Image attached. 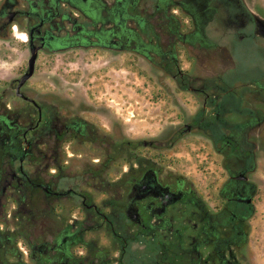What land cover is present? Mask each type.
<instances>
[{
    "label": "flooded vegetation",
    "instance_id": "flooded-vegetation-1",
    "mask_svg": "<svg viewBox=\"0 0 264 264\" xmlns=\"http://www.w3.org/2000/svg\"><path fill=\"white\" fill-rule=\"evenodd\" d=\"M19 35L37 60L144 61L173 80L159 87L173 119L133 142L78 100L19 87L26 69L2 86L0 264H248L264 65L236 56L264 60V0H0V38Z\"/></svg>",
    "mask_w": 264,
    "mask_h": 264
},
{
    "label": "rangeland",
    "instance_id": "rangeland-1",
    "mask_svg": "<svg viewBox=\"0 0 264 264\" xmlns=\"http://www.w3.org/2000/svg\"><path fill=\"white\" fill-rule=\"evenodd\" d=\"M21 35L0 38V88L27 70L30 52ZM246 47L239 46L236 62L241 72L254 73L255 66L264 65V60L247 54ZM28 84L78 100L93 116L133 142L146 137L148 132L157 133L173 119L160 108L166 98L159 87L174 82L152 71L144 61H133L131 65L130 61L99 58L92 56L91 51L79 50L43 54ZM245 253L248 264H264V195Z\"/></svg>",
    "mask_w": 264,
    "mask_h": 264
},
{
    "label": "water",
    "instance_id": "water-1",
    "mask_svg": "<svg viewBox=\"0 0 264 264\" xmlns=\"http://www.w3.org/2000/svg\"><path fill=\"white\" fill-rule=\"evenodd\" d=\"M37 52L35 50L32 51L28 63L27 70L25 73L19 78L18 86L21 87L24 85L35 73L36 62H37Z\"/></svg>",
    "mask_w": 264,
    "mask_h": 264
}]
</instances>
